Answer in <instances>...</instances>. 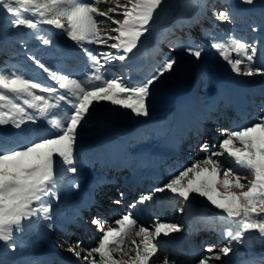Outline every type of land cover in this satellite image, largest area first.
Returning <instances> with one entry per match:
<instances>
[{
    "label": "snow or ice",
    "instance_id": "1",
    "mask_svg": "<svg viewBox=\"0 0 264 264\" xmlns=\"http://www.w3.org/2000/svg\"><path fill=\"white\" fill-rule=\"evenodd\" d=\"M253 2L239 0L243 5ZM106 3L107 0H0V14L10 18L11 28L25 27L39 32L42 31L40 25H51L60 29L82 49L91 69L82 78L73 77L32 57L55 82L49 85L34 81L19 71L0 68V126L10 125L18 130L0 127V242L5 251L16 249L17 234L24 233L26 221L30 226L52 220L51 201L58 199L60 180L66 173L78 172L73 154L77 130L95 111L94 102H110L131 110L136 116H148L153 89L161 78L178 67L176 57L168 56L152 75L139 83L108 78L105 65L130 58L129 54L138 48L141 38L150 32L154 16L164 0H127L124 5L117 4L102 11V5ZM199 6L210 8L218 22L216 30L225 34L223 40L211 37L210 48L236 74L264 77V66L255 64L256 43L229 34L224 27L233 22L239 9L229 6L218 10L207 0ZM111 13H118L122 18H115ZM106 21L114 25L111 32L99 30ZM252 30L256 31L255 28ZM37 38L45 45L51 43L49 39ZM86 44H104L116 51L94 53L85 47ZM182 48L197 61L204 53L199 46ZM25 106L36 109L48 128L39 132L22 128L26 121L35 123L37 120ZM221 131L225 138L219 142L216 151L209 152L207 144L201 145L205 157L154 189L161 193L167 190L173 198L187 205L194 204L196 196L204 197L221 210L217 220L224 243L218 251L214 245L206 246L196 264H214L216 261L227 264L222 257L238 251L233 242L243 244L252 239L246 233L255 231L258 238H264V105L253 122ZM151 199V194L142 195L138 202ZM135 206V203L130 205ZM179 211L184 212L185 208L181 207ZM92 224L101 233L95 246L82 249L81 242L76 241L67 248L81 264H178L166 255L162 260L157 255L161 251L160 237L181 231L175 223L157 221L150 230L140 224L132 212H127L111 223L94 217ZM46 227L52 228V224L48 223ZM134 237H139V241ZM0 264L5 262L0 260Z\"/></svg>",
    "mask_w": 264,
    "mask_h": 264
},
{
    "label": "rangeland",
    "instance_id": "2",
    "mask_svg": "<svg viewBox=\"0 0 264 264\" xmlns=\"http://www.w3.org/2000/svg\"><path fill=\"white\" fill-rule=\"evenodd\" d=\"M126 3L127 0H107V3L102 5L101 10L106 11L108 7H115L117 4L124 5ZM203 3L204 0H164L161 9H158L157 14L154 16L150 32L147 33L145 37L141 38V43L138 45V48L134 49L133 53L129 54L130 58L125 61H112L110 64L105 65L107 77L120 78L126 83L131 84L139 83L152 75L156 68L163 63L165 57L174 56L179 61L180 55H187L183 51L182 46H199L204 49L202 58L199 61L187 55L191 57L195 65L196 77L192 90L184 93L194 92V97L191 98L189 102L190 105H200L204 102L208 92L218 90L221 81H226L227 78L224 77V71L232 70L230 65L219 57L214 49L210 48L211 38L209 33H201L199 31L202 26L204 28L209 27L211 31L216 34L217 40L225 39V34L217 31L215 28L218 22L209 20L214 18L210 8L205 9L199 6ZM215 5L218 10L229 6L239 9L233 16V22L226 24L224 27L229 34H233L248 43H256L258 48L257 57L259 58L256 57L255 64L256 66H261L260 62L264 61V50L259 49L258 41L259 39H264V0H254L253 4L247 8L243 7V4H240L239 0H221V3ZM110 15H113L115 18H122L118 13H111ZM9 19L8 16L0 14V68L19 71L25 74L26 77H31L34 81L49 85H54L55 82L48 78L47 73L43 72V70L37 66L32 57H35L53 70H59L61 74H71L73 77L79 76L82 78L91 71L82 49L79 48L74 41H71L66 34L62 33L60 29H56L51 25H40L42 31L39 32L25 27L13 29L10 27ZM98 19L105 18L98 17ZM206 21L211 22V26L206 24ZM112 27H114L112 22L106 21L99 26V30L101 32H111ZM253 28H255L256 31H253ZM189 34L191 35V40L186 42L185 38ZM38 36L49 39L51 43L47 45L43 44L42 40L37 38ZM171 38L178 39V43L181 44H179V46L175 45ZM111 42L113 41H109V43ZM85 47L93 50L94 53L108 51L115 53L116 51L104 44H86ZM235 56L236 54L233 53L234 58ZM238 76L244 79L250 78L244 75ZM168 77L169 74H166L153 89L148 104L149 115L152 108L156 115L166 113V109L172 107L171 101L178 96L169 92L170 86L167 82ZM36 91L37 94H41L38 90ZM184 93H179V95ZM216 97V92L209 95L211 100H215ZM52 102L55 103L56 101L53 99ZM60 103L62 105L65 104V102ZM261 105H264V95L260 93L255 94L251 106H249L250 108L247 111V117L240 118L233 104L231 105L230 102L223 100L213 113L208 114L211 121H208L209 119L199 118L198 123L192 122L183 135L181 134V137H178L179 142L176 144L178 151L175 154L169 155L164 162L157 167L160 171V181L153 187H162L164 184L168 183L174 175L178 174L179 171L190 166L194 161L205 157L206 153L201 149V145L207 144L209 152L216 151L219 142L225 138L221 130H233L239 126L253 122L254 118L260 114ZM65 107L70 106L65 105ZM25 108L28 112L34 114L37 120L35 123L26 121L25 124L21 126L22 128L26 131L34 132H39L48 128L46 122L39 118L40 113L36 109H28L27 106H25ZM94 108L95 111L91 112V115L86 118V122H82V126L78 127L77 130L78 135L74 144L73 154L76 159L78 172L75 174H64L63 179L60 180V187L57 192L58 199L63 192L75 186L78 180L88 170L92 172L94 176H100L101 182H98L92 192L85 195V199L77 206L78 210L81 211V216L77 220L78 222L69 219L67 220L68 222L65 221L63 229L59 231L54 227H46L51 221L33 223L30 226L26 221L24 233L17 234L15 241L17 247L15 250L9 248L5 251L3 242H0V260H3L5 264L10 261L24 263L27 259L32 262L30 264H39L40 261L33 262V257L28 258L26 256L32 255L39 248L36 246L41 242V237L38 236L36 232H50L51 230H53V234L49 247H52L56 253L50 252L48 255L49 259L52 261L51 264H63L61 257L59 258L60 254H68L67 248L75 244L76 241L81 242L82 249L95 246L100 232L97 230L96 225L92 224V219L94 217H100L99 215H101L100 218L106 220L109 216V219L116 220L122 216L124 205H132L134 201L138 200L142 195H152L151 200L143 203L149 218L153 219L154 215L158 213L155 209V193L154 188L151 187V180L146 182L140 180V191L134 196H128L131 193L129 188L126 187V181L131 172V166H128V162L134 161V157L132 156L134 152L131 153V151H133L137 145L139 146L145 143L149 138L155 135L157 136L158 134L159 136H166L171 126L169 123L167 124L165 120H162V123L158 122L159 124L157 123L154 127L143 123L137 132L130 134L128 137L131 145L128 146L127 150V153H129L126 159L128 161L127 164L120 170H115L111 163H107L104 166L94 163L93 155L90 154L88 156L87 153L80 149V145L82 143L86 144L88 148L90 147L88 152H91L89 151L92 148L90 142L92 143L94 141L95 144L98 143L99 139L107 137L110 132L119 129L124 123L134 121V118L137 116L131 113V110L111 105L110 102H100L99 104H95L94 102ZM148 116H140V118L143 120ZM0 127H7L10 131H18L17 129H12L10 125ZM49 130L54 131L52 129ZM140 159V163L144 164V166L150 164L151 158H149L148 162L142 158ZM220 159H223V157H220ZM110 179L113 180L114 183L110 182ZM82 191L84 192V190ZM121 193H123V195H121ZM58 199L53 198L52 201ZM199 199L206 200L204 197H200ZM117 200L120 201L119 204L115 203ZM169 207H171V209L167 208L166 212H169V215L173 218V223L179 225L181 230L184 229L186 227L184 216L186 210L181 212L179 209L181 207L187 209L186 204L178 200L170 204ZM117 208L121 209L117 211ZM113 213L115 214L113 215ZM32 219L35 220L36 218L33 217ZM144 219L145 218L140 219V224L153 230L154 223L151 220L143 222ZM202 227L205 228L207 232H203V235H200L199 238L197 237L198 240L196 241L199 247L201 246V249L203 248L202 254L188 257L184 250L174 251L176 256L174 254L175 257L172 260L178 261V264H196V261L204 254L206 246L214 245L215 250L218 251L219 247L224 243L220 236L219 223L214 226H204L203 224ZM251 237L252 239L246 240L242 244L245 248L242 250H245V252L247 251V254L253 256L236 264H264V238H258L259 234L255 231ZM233 246L234 249H236L235 242H233ZM255 252H258V254L254 255ZM214 264H221V262L216 261ZM227 264L231 263L227 262Z\"/></svg>",
    "mask_w": 264,
    "mask_h": 264
},
{
    "label": "bare ground",
    "instance_id": "3",
    "mask_svg": "<svg viewBox=\"0 0 264 264\" xmlns=\"http://www.w3.org/2000/svg\"><path fill=\"white\" fill-rule=\"evenodd\" d=\"M258 42L259 49L264 50V39H259ZM260 65L264 66V61H261ZM224 72V77L227 78L226 81H221L218 90H209L210 92H208L205 101L200 105L195 104L193 106L189 104L191 98L194 97V92L178 95L171 101L172 107H168L166 109V113L156 115V113L153 112L152 108L150 115L147 118L142 120L140 116H137L136 118H134V121L124 123L123 126L119 129L110 132L107 137L99 139V142L97 141L98 143L95 144L94 141L92 143L90 142V146L92 147L91 149L94 152V162H99V164L105 165V163L108 161L110 163H113V165H116L118 170L121 169L118 165L119 163L117 162L127 159L129 156V153L127 154L128 146H125V144H131L128 139L129 135L137 132L140 129V126L143 125V123L154 127L158 122L165 120L167 121V124L169 123V125L171 126L169 128L170 130L168 134L166 136H159V134L157 136L155 135L154 137L149 138V140L145 143H142L139 146L137 145L136 149L134 150L135 161H130V163H128V165L131 166V172L129 175L127 186L131 187L132 194H135L137 192L136 188L138 187L137 183L139 179H144L146 181L152 180L153 184H157L160 181V178L156 177L160 174L159 170H157V166L161 165L164 162L167 155L175 154L178 151L176 147V144L179 142L178 137H181V134L183 135L185 130L192 122L198 123L199 117H201L203 113L210 112L215 109L216 104L209 98L210 94L216 92L217 97L215 98V100L218 98L217 100H219L220 102L224 100L230 102L231 105L233 104L240 118L247 117V111L250 108L249 106H251L253 96L255 94L260 93L264 95V77L252 76L248 79H244L232 71L225 70ZM89 148L84 143L80 145V149L82 151H85ZM139 157H142V159L147 162L149 161V158H151L149 162L150 164L147 163L148 165L144 166V164H141L139 162ZM100 178V176H94V174L88 170L78 180L75 186L63 192L58 200L51 202L52 228L54 227L60 231L63 229L65 221L69 219L77 221L78 218H80L81 211L78 210L77 206L83 199H85V195H87L94 189L96 183L100 181ZM82 190H84L85 194ZM154 193V204L158 213L154 215L153 219L145 218L143 222H148L149 220H151L154 224L157 221L161 223H173V218L169 215V212L167 213L166 211L167 208L171 209V207H169L170 204L175 203L178 200L173 198V194H171L167 190L162 193ZM193 195L195 196V194ZM199 198V196L195 197L194 204L188 206L186 204L187 209H185L186 211L184 214L186 227L180 232L171 233L169 236L160 237L161 251L157 255L161 260L165 255L170 259H173L176 256L174 251L177 246L180 247L179 249L184 250L187 253L188 257H194L195 255L198 256L202 254L203 248L201 249V246L199 247V245L196 243L200 235L202 236L203 232H207L206 229L202 227V225L204 224V226H214L216 223H219V221L217 220V214H219L221 210L216 209L207 200ZM138 201L139 199L134 201V203L136 204L134 208L130 207V205H124V211L122 215L127 212H132L138 222L141 223V217L139 216L138 212L139 209H142L144 207L143 203H139ZM117 209L116 210L119 211L121 208ZM114 214L115 213H113V215ZM106 221L110 223L114 220L107 218ZM253 232L254 231L246 233V236L251 237L253 235ZM36 234L41 237V242L36 246L37 248H39L32 255L26 257H33V259H39L40 261H43V263H48V254L50 252L56 253L52 247H49L53 230H51L50 232L37 231ZM99 234L100 235L97 237L98 239L101 236V233ZM134 239L139 241L140 238L134 237ZM243 248L244 247L242 244H236V249H238V251L229 253L227 257H222V260L231 264H236L240 263L244 259L251 258L253 255L247 254V251L245 252V250H242ZM257 254L258 252L254 253V255ZM60 257L64 261V264H81V262L77 261L76 258L69 252L68 254L66 253L65 255H60ZM30 263L32 262L27 259V261H25L24 263H16L15 261H10L7 264Z\"/></svg>",
    "mask_w": 264,
    "mask_h": 264
},
{
    "label": "water",
    "instance_id": "4",
    "mask_svg": "<svg viewBox=\"0 0 264 264\" xmlns=\"http://www.w3.org/2000/svg\"><path fill=\"white\" fill-rule=\"evenodd\" d=\"M245 8L250 5H243ZM178 67L169 74L167 82L170 86V93L178 95L179 93L189 92L195 83V65L191 57L180 55Z\"/></svg>",
    "mask_w": 264,
    "mask_h": 264
},
{
    "label": "trees",
    "instance_id": "5",
    "mask_svg": "<svg viewBox=\"0 0 264 264\" xmlns=\"http://www.w3.org/2000/svg\"><path fill=\"white\" fill-rule=\"evenodd\" d=\"M207 2L209 3V4H219V3H221V0H207ZM209 18H211V17H209ZM209 20H215V18H212V19H209ZM207 24H209V26H211V22H207ZM199 31L201 32V33H209V36H210V38L211 37H215L216 35L211 31V28H209V27H207V28H204L203 26L202 27H200V29H199ZM191 35L189 34L186 38H185V40H186V42H188L189 40H191ZM171 40H172V42L175 44V45H177V46H179V44H181V43H178V39H176V38H171ZM182 44H183V42H182Z\"/></svg>",
    "mask_w": 264,
    "mask_h": 264
}]
</instances>
